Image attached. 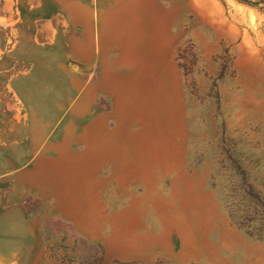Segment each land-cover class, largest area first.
Listing matches in <instances>:
<instances>
[{"label": "rangeland", "instance_id": "1", "mask_svg": "<svg viewBox=\"0 0 264 264\" xmlns=\"http://www.w3.org/2000/svg\"><path fill=\"white\" fill-rule=\"evenodd\" d=\"M100 28L116 65L124 42L95 109L125 163L60 203L53 175L6 159L25 100L54 123V40L88 31L96 50ZM78 66L98 82V60ZM0 264H264V0H0Z\"/></svg>", "mask_w": 264, "mask_h": 264}, {"label": "crops", "instance_id": "2", "mask_svg": "<svg viewBox=\"0 0 264 264\" xmlns=\"http://www.w3.org/2000/svg\"><path fill=\"white\" fill-rule=\"evenodd\" d=\"M84 13L81 20L89 27L91 22L89 12ZM85 17L87 20H84ZM68 24L72 29L71 19ZM99 30L100 36L97 41L99 45L96 50L94 49L95 37L88 31H85L80 39L74 38L73 33L69 32L61 33L54 40L55 46H61L59 60L56 55L55 76L62 81L61 92L55 99L58 110L53 116L54 123L49 127L45 126L44 117L49 116H44L39 111L41 99L25 100L29 118L25 131L26 140L21 143L15 142L13 147H10L11 150L6 159L8 166L42 167L47 179L53 175L56 184L52 193L53 191L55 194L56 191L59 193L60 203L66 195L64 191H73V178L76 180L77 177H81V174L86 176L89 174L92 177L100 167L125 163L124 145L120 147L119 144L114 143L117 147L111 148L112 142L109 141V136L110 134L115 136L118 132L115 130L108 133L105 128L109 117L108 112L95 109L99 92H104V85L116 83L118 79L121 72L119 68L122 60L121 45L123 47L124 42L119 41V37L112 42L118 48L117 58L113 59L118 63L116 65L107 57L108 47H104L102 40L104 32L102 28ZM110 45L111 43L107 46ZM94 59L100 63L98 82L86 86L85 81L76 73L78 71L73 72V62L74 65H79L82 72L88 69L89 63ZM30 120L34 124L30 123ZM94 166L97 167L93 169ZM27 171L21 176L22 179H32L26 177ZM65 181L70 182L68 189L61 183ZM63 212L71 214L69 210H63Z\"/></svg>", "mask_w": 264, "mask_h": 264}]
</instances>
